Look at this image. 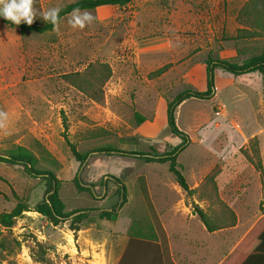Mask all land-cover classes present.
Masks as SVG:
<instances>
[{
    "label": "rangeland",
    "instance_id": "rangeland-1",
    "mask_svg": "<svg viewBox=\"0 0 264 264\" xmlns=\"http://www.w3.org/2000/svg\"><path fill=\"white\" fill-rule=\"evenodd\" d=\"M74 1L40 4L44 14ZM245 1L131 0L79 10L95 17L84 28L69 23L73 11L51 31L25 35L0 17V113L6 114L0 117V153L22 146L38 168L53 171L65 213L115 208L114 178L127 191L116 219L90 213L74 231L72 217L54 224L35 210L43 200L44 178L0 161V217L18 202L28 208L12 227L0 223V240L11 248L14 239L19 242L15 254L0 250V264H150L156 258L148 242L158 237L148 203L157 205L165 197L157 184H166L179 210L190 200L211 219H226L211 188H200L213 169H218V197L234 213H264V76L259 72L234 75L217 67L212 98L192 97L177 106L176 124L190 138L177 162L189 187L198 188L190 197L168 162L104 153L92 155L80 171L84 183L104 193L94 197L76 188L79 162L68 145L81 153L100 147L162 153L178 145L181 138L166 123L167 101L185 89H206L208 58L239 64L263 49V39H232ZM165 64L164 73L149 77ZM135 111L146 117L141 124ZM167 219L174 218L165 213Z\"/></svg>",
    "mask_w": 264,
    "mask_h": 264
},
{
    "label": "trees",
    "instance_id": "trees-1",
    "mask_svg": "<svg viewBox=\"0 0 264 264\" xmlns=\"http://www.w3.org/2000/svg\"><path fill=\"white\" fill-rule=\"evenodd\" d=\"M131 0H76L74 2L68 3L67 5L61 7L59 10V22L61 18L65 15L79 10H91L101 6L106 5H119L123 6ZM32 8L34 12V20L31 25L26 22H21L20 24H14L12 21L1 17L4 24L9 27H16L21 35H25L27 32L43 33L46 31H51L56 25L44 20L43 10L40 4V0H33ZM237 23L240 27L237 28L232 39H263L264 40V0H246L241 6L236 17ZM220 67L234 75H241L252 72H259L264 76V46L261 53L251 56L244 62L236 64L229 62L227 60L208 58L205 62V74H206V89L205 90H195V89H185L182 92L176 94L171 100L167 101L166 105V123L172 133L181 138V142L175 147L168 149L162 153H157L153 150L150 151H138V150H122L114 147H100L94 150L87 151L85 153L79 152L75 145L68 142L71 153L76 161L79 162V169L76 176L74 177V184L76 188L80 191H88L94 197L102 198L104 193L97 194L94 191V186L92 184L84 183L80 178V171L86 164L88 158L94 154L104 153V154H119L125 156H131L137 159H142L145 162H157L166 163L168 162V168L170 173L174 176L177 184L185 191L187 196L192 195L198 191V188L191 189L187 183V180L183 174L181 165L177 162V157L180 152L189 144V136L181 131L175 120V110L177 106L188 98H199L208 100L213 97L215 93L214 85V69ZM168 64H165L149 73V77H158L166 71ZM263 108H264V92H263ZM134 117L137 124H141L146 120V117L139 112H134ZM0 161L14 164L22 165L24 170L35 177H42L46 180V188L44 191L43 200L35 208L37 212L44 215L49 221L57 224L59 221L67 218H71L69 227L71 230L77 231L80 226L78 225L84 218H86L90 213H96L100 219L114 220L118 215V211L126 202V187L117 178L116 183L118 185L117 195H119V202L115 208L111 210L107 209H79L68 213L63 212V204L58 196V190L60 185V180L54 174L53 171L47 169H41L36 166V160L31 152L22 146H17L15 149L10 150L6 153H0ZM257 169H261V164L258 162L256 164ZM218 173V169H213L204 179L200 188H211L213 192L212 196L216 201L220 202L221 206L227 214L226 219L221 217L212 221V219L206 214V212L199 207L197 204L192 203V211L195 213L200 220L205 224L208 231L216 230L220 227L234 225L236 222V215L232 209H230L224 202H222L217 194L215 185V176ZM209 197V196H208ZM28 210L27 206L18 202L15 207L9 212L2 213L0 217V223L3 227H12L18 216L21 215L23 211ZM224 215V214H223ZM227 220V221H226ZM220 221V222H219ZM258 226H260L258 228ZM262 228L261 230H259ZM257 234V236L255 235ZM256 236L251 242V245L260 247L264 250V217H262L257 225V228L252 229L248 238ZM14 244L11 248L10 244L4 240H0V250L8 251L7 253H16V248L19 246L17 240H13ZM122 264V262L118 263Z\"/></svg>",
    "mask_w": 264,
    "mask_h": 264
},
{
    "label": "crops",
    "instance_id": "crops-1",
    "mask_svg": "<svg viewBox=\"0 0 264 264\" xmlns=\"http://www.w3.org/2000/svg\"><path fill=\"white\" fill-rule=\"evenodd\" d=\"M165 188L166 184H157L156 189L162 190L165 197L157 205L152 201L148 203L158 237L157 240L148 242L156 258L150 264H264V250L251 245L257 234L248 238L264 213L256 216L252 211L241 216L235 211L237 215L234 225L208 231L202 220L193 213L192 202L185 200L184 210H179ZM186 197L190 196L186 194ZM165 213L172 214V223L168 219L166 223L163 221ZM215 218L216 216L212 221L218 222Z\"/></svg>",
    "mask_w": 264,
    "mask_h": 264
},
{
    "label": "clouds",
    "instance_id": "clouds-1",
    "mask_svg": "<svg viewBox=\"0 0 264 264\" xmlns=\"http://www.w3.org/2000/svg\"><path fill=\"white\" fill-rule=\"evenodd\" d=\"M33 0H0V16L12 21L14 24H20L22 21L31 25L34 20L32 8ZM59 9H50L43 14L44 20L56 25L59 22ZM95 17L90 12H76L69 23L73 27L84 28L94 21ZM5 113H0V117H5Z\"/></svg>",
    "mask_w": 264,
    "mask_h": 264
}]
</instances>
